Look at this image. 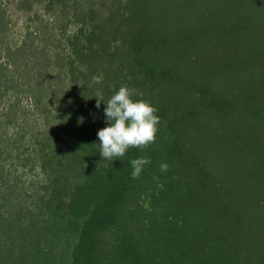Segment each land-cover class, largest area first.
Wrapping results in <instances>:
<instances>
[{"label": "trees", "instance_id": "obj_1", "mask_svg": "<svg viewBox=\"0 0 264 264\" xmlns=\"http://www.w3.org/2000/svg\"><path fill=\"white\" fill-rule=\"evenodd\" d=\"M43 10V29L25 26L12 46L0 0L5 59L26 53L31 105L60 90L66 123L55 138L0 147L1 263L264 264V0H46ZM123 84L161 122L155 143L111 161L97 133ZM140 156L151 163L133 179Z\"/></svg>", "mask_w": 264, "mask_h": 264}, {"label": "rangeland", "instance_id": "obj_2", "mask_svg": "<svg viewBox=\"0 0 264 264\" xmlns=\"http://www.w3.org/2000/svg\"><path fill=\"white\" fill-rule=\"evenodd\" d=\"M1 1L10 15V18H7L10 21L8 29H6L8 33L6 35H8V41L12 46L15 43H20L22 31L26 29L25 26L32 29L38 26L40 29H43L45 21L42 20L43 16L41 13L44 11L43 7L46 0ZM35 11H38V13L35 14ZM54 30L56 31V29ZM14 41L16 42L13 43ZM5 44V40L0 42V76H3L4 79L3 73L5 72L6 79L10 81H6L7 88L5 91L0 92V147L6 149L12 144L11 140L13 139L17 142H21V140H33L39 134L52 138H55L54 135L56 134L60 136L63 133L62 126L66 125L58 115L61 110L58 108L59 102L64 98L63 92L56 90L53 93L49 90L46 92L47 98L45 99H48L49 103L51 99H54V103H50L47 107L46 105L49 103L41 101L38 106L33 107L30 103L33 99L30 96L33 95V91L31 93L26 86V83H28L26 79H29V74L27 73L29 67H26L27 64H25L26 53L23 55V53L16 54L14 52L7 60L5 59L7 58L6 52L1 50V47H4ZM41 58L42 61H45L43 55H41ZM48 61L50 63V60ZM61 78H63V75L55 82L58 86L64 83V80ZM64 100L67 101L66 99ZM80 119H83L82 116L77 121H80ZM8 136H10L9 139ZM64 144L67 145L64 142L60 143V145ZM72 146L70 144L69 149H72ZM3 262L1 263L0 260V264H3Z\"/></svg>", "mask_w": 264, "mask_h": 264}, {"label": "clouds", "instance_id": "obj_3", "mask_svg": "<svg viewBox=\"0 0 264 264\" xmlns=\"http://www.w3.org/2000/svg\"><path fill=\"white\" fill-rule=\"evenodd\" d=\"M94 83H100L102 76H93ZM135 88L127 84L121 85L118 91L107 102L102 95H98L96 107L101 101L106 103L104 116L106 127L98 130L100 155L103 159L113 161L124 157L129 148L146 149L155 143L161 117L157 115L158 109L150 100L136 98ZM148 156H140L131 160L133 179L139 178L144 166L150 164ZM167 163L160 164V171L166 172Z\"/></svg>", "mask_w": 264, "mask_h": 264}]
</instances>
